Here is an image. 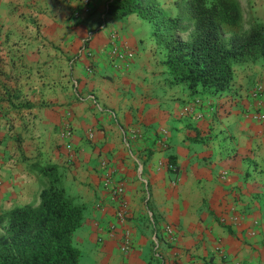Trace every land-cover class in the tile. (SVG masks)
Wrapping results in <instances>:
<instances>
[{
    "label": "crops",
    "instance_id": "obj_1",
    "mask_svg": "<svg viewBox=\"0 0 264 264\" xmlns=\"http://www.w3.org/2000/svg\"><path fill=\"white\" fill-rule=\"evenodd\" d=\"M111 1L93 0L73 23L80 0H0V206L35 205L41 178L28 166L54 164L84 206L72 238L80 264H264V61L235 65L221 93L190 90L171 82L151 23L112 18ZM114 31L136 52L125 70L104 52ZM86 50L95 55L91 74ZM104 158L125 179L124 222ZM151 218L178 234L160 243L162 257L152 251Z\"/></svg>",
    "mask_w": 264,
    "mask_h": 264
},
{
    "label": "trees",
    "instance_id": "obj_2",
    "mask_svg": "<svg viewBox=\"0 0 264 264\" xmlns=\"http://www.w3.org/2000/svg\"><path fill=\"white\" fill-rule=\"evenodd\" d=\"M175 9L164 12L158 0H112L106 14L149 21L171 82L190 90L221 93L233 81L235 65L264 61V21L245 23L239 0H176ZM172 162L169 157L175 171ZM28 167L41 178L38 202L0 210V264H80L72 238L84 206L66 193L56 165Z\"/></svg>",
    "mask_w": 264,
    "mask_h": 264
},
{
    "label": "built area",
    "instance_id": "obj_3",
    "mask_svg": "<svg viewBox=\"0 0 264 264\" xmlns=\"http://www.w3.org/2000/svg\"><path fill=\"white\" fill-rule=\"evenodd\" d=\"M93 0H80L78 6L72 11L70 15V20L73 23H77L83 19L86 15L91 13L93 10ZM106 52V58L114 65L118 70L128 69L135 60V50L131 48L128 44L123 43L119 40L118 32L114 31L104 49ZM85 57L87 62L83 64V70L87 74L93 72L92 61L95 60L94 52L86 50ZM255 93H263L261 84L255 83L254 87ZM94 100V98L92 97ZM196 105H201V100L199 98L194 99ZM95 107L98 111H103L96 102H94ZM194 107H190L188 110L192 111ZM72 129L68 124L62 127L61 134L64 138L70 139L72 137ZM158 145L163 146L162 140H157ZM101 166L106 169L105 180L108 186L110 201L116 203L115 217L121 222L127 219V200L126 195V183L123 176L120 173L108 166V161L104 158L100 162ZM175 183V179L173 180ZM145 196L148 198L147 188H144ZM151 224L153 227V240H152V251L157 257L160 256V243H165L166 245L175 244L178 240V234L174 227L166 222L156 221L151 218ZM119 248L123 254L129 253L133 249V244L131 241V234L129 230H124L122 232L121 241Z\"/></svg>",
    "mask_w": 264,
    "mask_h": 264
},
{
    "label": "rangeland",
    "instance_id": "obj_4",
    "mask_svg": "<svg viewBox=\"0 0 264 264\" xmlns=\"http://www.w3.org/2000/svg\"><path fill=\"white\" fill-rule=\"evenodd\" d=\"M160 2L161 9L164 12L175 14L177 11L175 9L176 0H158ZM241 4V9L243 13V19L245 23H249L251 18L257 21H264V0H239ZM188 38L187 34L181 36V39L186 40ZM41 185V179H39ZM42 187V185H41ZM34 202H32V205ZM0 210L5 212L7 210L0 206ZM4 224L0 226V235L4 231Z\"/></svg>",
    "mask_w": 264,
    "mask_h": 264
}]
</instances>
